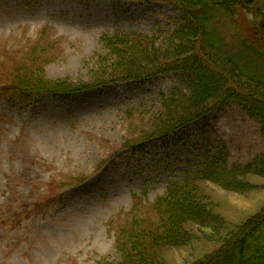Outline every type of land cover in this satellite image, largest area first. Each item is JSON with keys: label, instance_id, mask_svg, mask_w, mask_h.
I'll list each match as a JSON object with an SVG mask.
<instances>
[{"label": "rangeland", "instance_id": "obj_1", "mask_svg": "<svg viewBox=\"0 0 264 264\" xmlns=\"http://www.w3.org/2000/svg\"><path fill=\"white\" fill-rule=\"evenodd\" d=\"M261 3L0 0V264L262 261Z\"/></svg>", "mask_w": 264, "mask_h": 264}, {"label": "trees", "instance_id": "obj_2", "mask_svg": "<svg viewBox=\"0 0 264 264\" xmlns=\"http://www.w3.org/2000/svg\"><path fill=\"white\" fill-rule=\"evenodd\" d=\"M160 1L167 2L168 4H170L172 2V0H160ZM263 1L264 0H262L261 6L262 5L264 6ZM262 9H263V7H261V10ZM262 108L264 109V106L261 105L259 109H262ZM259 111H257V112L260 114ZM198 118L199 117H197L196 119H198ZM263 229H264V212L261 213L260 215L256 216V218L253 220V223H251L249 225V227H246L244 229V231H239L238 232V234H240L239 236L237 235L236 237H234V239H230L229 242L226 243V246H225L223 253L225 254V252L231 251L232 248H234V251L236 252V254H239L241 252L240 246H243V241H244V244L245 243L247 244V240H251V238L252 239L255 238L256 234L259 233ZM252 243H253V241H252ZM238 245H239V247H236ZM250 250L253 253L252 255H254V256L258 255V254L264 252V244L262 245L261 243L254 242V245L252 247H250ZM224 256L226 258L227 254H225ZM210 261L211 260H206V261H204V263L210 264L211 263ZM204 263H201V264H204ZM247 264H249V263H247ZM250 264H264V259L262 261H259V262L250 261Z\"/></svg>", "mask_w": 264, "mask_h": 264}]
</instances>
